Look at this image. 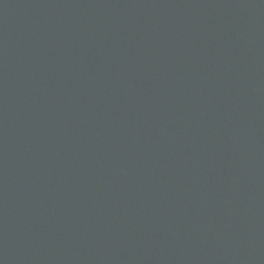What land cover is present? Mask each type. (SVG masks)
<instances>
[{
  "label": "water",
  "instance_id": "obj_1",
  "mask_svg": "<svg viewBox=\"0 0 264 264\" xmlns=\"http://www.w3.org/2000/svg\"><path fill=\"white\" fill-rule=\"evenodd\" d=\"M0 264H264V0H0Z\"/></svg>",
  "mask_w": 264,
  "mask_h": 264
}]
</instances>
